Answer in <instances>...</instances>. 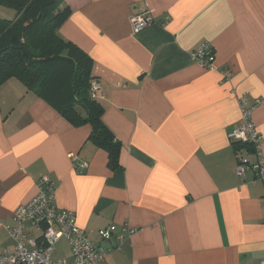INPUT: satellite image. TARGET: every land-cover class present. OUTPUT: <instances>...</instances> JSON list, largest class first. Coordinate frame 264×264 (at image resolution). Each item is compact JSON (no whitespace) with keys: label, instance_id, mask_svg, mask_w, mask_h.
Here are the masks:
<instances>
[{"label":"crops","instance_id":"crops-1","mask_svg":"<svg viewBox=\"0 0 264 264\" xmlns=\"http://www.w3.org/2000/svg\"><path fill=\"white\" fill-rule=\"evenodd\" d=\"M65 2L72 13L59 31L93 59L103 120L122 143L120 167L89 139L90 125L72 124L21 80L5 82L0 253L14 246V210L48 175L57 206L75 211L93 240L111 224L135 229L103 264H264V183L254 169L236 174L239 158L254 156L229 138L240 98L264 100V0ZM15 13L0 5V20ZM140 13L153 22L135 32ZM203 43L214 49L213 69L192 58ZM252 118L264 153V102ZM55 251L71 256L65 239Z\"/></svg>","mask_w":264,"mask_h":264},{"label":"trees","instance_id":"trees-1","mask_svg":"<svg viewBox=\"0 0 264 264\" xmlns=\"http://www.w3.org/2000/svg\"><path fill=\"white\" fill-rule=\"evenodd\" d=\"M0 5L16 12L14 19L0 20V87L17 78L72 124L90 125L89 139L108 152L111 168L120 167L122 143L92 97L93 59L59 31L70 6L65 0H0Z\"/></svg>","mask_w":264,"mask_h":264},{"label":"built area","instance_id":"built-area-1","mask_svg":"<svg viewBox=\"0 0 264 264\" xmlns=\"http://www.w3.org/2000/svg\"><path fill=\"white\" fill-rule=\"evenodd\" d=\"M152 22V18L146 13L131 17L135 32L142 31ZM192 58L204 68H214L215 52L209 43L199 45L193 51ZM91 91L93 98H99L101 85L98 80L92 82ZM263 102L264 100L257 99L253 106H248L245 97L240 98L241 122L230 132L229 138L242 147L250 146L254 156L253 161L240 157L235 166L236 174L244 177L249 169H254L257 178L264 183L262 136L252 118L254 107ZM73 159L77 164V156H73ZM77 166L85 167L86 163H78ZM55 200L56 187L47 175L40 180L37 194L14 210L15 225L8 228L14 246L3 249L0 264H103L111 250L115 246L119 247L135 232L129 224H112L100 230L99 241L93 240L78 225L76 212L58 207ZM35 232L39 233V237L34 235ZM61 239L68 241L71 256L54 259L56 244ZM113 240L117 243L114 246L105 244Z\"/></svg>","mask_w":264,"mask_h":264},{"label":"rangeland","instance_id":"rangeland-1","mask_svg":"<svg viewBox=\"0 0 264 264\" xmlns=\"http://www.w3.org/2000/svg\"><path fill=\"white\" fill-rule=\"evenodd\" d=\"M15 15H16V13H15ZM15 18V16H13V18L12 19H14ZM69 72V71H68ZM65 81L62 79V83H60V84H63ZM64 85V84H63ZM63 245V243H60V244H58V248H60L61 246ZM66 245V244H65ZM56 253H58L57 251H55L54 252V254H53V258L54 259H58V257L56 256Z\"/></svg>","mask_w":264,"mask_h":264}]
</instances>
